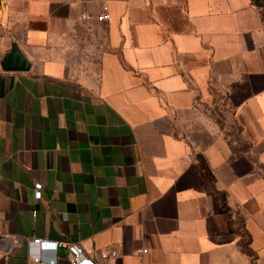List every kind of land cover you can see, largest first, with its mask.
Here are the masks:
<instances>
[{"label": "crops", "instance_id": "crops-1", "mask_svg": "<svg viewBox=\"0 0 264 264\" xmlns=\"http://www.w3.org/2000/svg\"><path fill=\"white\" fill-rule=\"evenodd\" d=\"M8 1L0 264H264V6Z\"/></svg>", "mask_w": 264, "mask_h": 264}, {"label": "built area", "instance_id": "built-area-1", "mask_svg": "<svg viewBox=\"0 0 264 264\" xmlns=\"http://www.w3.org/2000/svg\"><path fill=\"white\" fill-rule=\"evenodd\" d=\"M6 3L9 4V1L6 0ZM109 17L108 14V9L106 6H104L102 8V13L100 15L97 16V21H105L107 20ZM79 19L83 20H87L89 19V15L84 14L81 15L79 17ZM5 34V30L2 27L1 24V4H0V40L3 38ZM41 196L40 191L36 190L34 197L35 200H39ZM19 243L18 239H14V244L17 245ZM29 244L31 245H35L38 247H44V246H48V247H52L53 249L61 246L64 247L67 251V257H68V264H98L96 262H94L84 251V249L82 248L81 245H79L78 243H71V242H49V241H44V240H40V239H34L32 240ZM147 253L146 249H141V250H137L136 254L139 255H144ZM108 256L110 258H114L116 256V252L115 251H111L109 254H106L105 257ZM35 259H41V256L38 255L37 257H35ZM51 264H54V262L52 261ZM107 264H112V263H107ZM143 264V263H142Z\"/></svg>", "mask_w": 264, "mask_h": 264}, {"label": "water", "instance_id": "water-1", "mask_svg": "<svg viewBox=\"0 0 264 264\" xmlns=\"http://www.w3.org/2000/svg\"><path fill=\"white\" fill-rule=\"evenodd\" d=\"M10 60L12 61V65L10 63ZM12 67H8V65ZM2 69H12V70H27L28 64L26 63L25 59L19 52L18 48L15 45H12L10 53L6 55L1 61H0Z\"/></svg>", "mask_w": 264, "mask_h": 264}, {"label": "trees", "instance_id": "trees-1", "mask_svg": "<svg viewBox=\"0 0 264 264\" xmlns=\"http://www.w3.org/2000/svg\"><path fill=\"white\" fill-rule=\"evenodd\" d=\"M257 6H264V0H253Z\"/></svg>", "mask_w": 264, "mask_h": 264}]
</instances>
